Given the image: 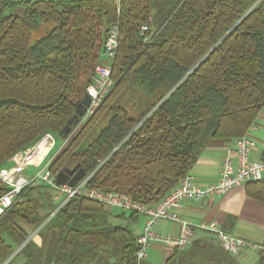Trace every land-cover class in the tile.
<instances>
[{
	"label": "trees",
	"instance_id": "16d2710c",
	"mask_svg": "<svg viewBox=\"0 0 264 264\" xmlns=\"http://www.w3.org/2000/svg\"><path fill=\"white\" fill-rule=\"evenodd\" d=\"M114 24L112 91L65 134ZM131 85L142 93L131 98L138 114L122 101ZM105 109L107 126L86 143ZM263 112L264 0H0V167L45 134L63 142L71 135L51 161L55 178H87L90 187L155 205L206 148L250 133ZM7 190L0 182V196ZM54 190L26 187L0 219V264L37 229L7 264H138V213L114 216L74 196L48 219L60 203ZM246 192L264 202V180L246 183ZM166 264L240 263L214 238L174 248Z\"/></svg>",
	"mask_w": 264,
	"mask_h": 264
},
{
	"label": "built area",
	"instance_id": "2783aa9c",
	"mask_svg": "<svg viewBox=\"0 0 264 264\" xmlns=\"http://www.w3.org/2000/svg\"><path fill=\"white\" fill-rule=\"evenodd\" d=\"M141 29L142 31L146 30V27ZM118 40L119 26L114 24L111 26L105 42L104 61L96 65L93 80L86 88L91 97V102L74 133L95 114L112 91L114 85L112 69L118 49ZM255 130H257V125H252L250 133L233 140L232 147L228 150L220 165L217 181L201 186L197 184L195 177L189 173L155 205L136 202L127 194L90 187L87 185V178L73 186L69 184L58 185L55 175L50 170L51 161L41 169L34 170V167H39L43 163L45 156L55 143L54 135L45 134L37 143L24 151L16 153L5 165L0 167V182L8 188L0 196V219L12 207L26 187L43 183L55 188L58 192L56 199L60 202L58 207L50 213L48 219L53 217L74 196L91 199L108 207L119 208L125 212H136L145 216L142 232L137 236L139 250L136 253V258L138 264L148 258V250L153 242L161 243L173 249L188 247L193 243L196 229L214 234L223 248L233 256H238L246 248L258 249L259 245L225 231L215 221H202L193 224L191 221L184 220L179 214V209L181 203L185 200L201 201L209 197L221 196L236 186L251 181L264 180V159L254 157L257 141L251 135V132ZM67 142L68 140L64 141L63 144L65 145ZM160 219L179 223V231L177 233L156 231L155 227Z\"/></svg>",
	"mask_w": 264,
	"mask_h": 264
},
{
	"label": "crops",
	"instance_id": "0c3cea01",
	"mask_svg": "<svg viewBox=\"0 0 264 264\" xmlns=\"http://www.w3.org/2000/svg\"><path fill=\"white\" fill-rule=\"evenodd\" d=\"M232 144L233 140L216 143L202 152L190 171L197 184L205 186L218 180L220 165ZM263 147L264 143L259 145L257 142L254 149L255 158H263ZM179 214L182 219L191 221L193 224L215 221L225 231L257 243L258 249L248 247L236 256L240 264H253L264 256V202L248 196L246 184L236 186L221 196L209 197L201 201L185 200L181 203ZM145 219V216L139 214L136 223L132 225L137 236L142 232ZM179 228V223L165 219H160L155 227L156 231L162 233H177ZM214 238H216L214 234L196 229L193 242L211 241ZM148 251L146 264H154L152 261H158L161 256L166 264L173 248L153 242ZM22 262L21 259L20 264Z\"/></svg>",
	"mask_w": 264,
	"mask_h": 264
},
{
	"label": "rangeland",
	"instance_id": "374dc122",
	"mask_svg": "<svg viewBox=\"0 0 264 264\" xmlns=\"http://www.w3.org/2000/svg\"><path fill=\"white\" fill-rule=\"evenodd\" d=\"M23 10H24L23 7H18L15 12L17 14H21L23 12ZM47 26L50 27L51 25L49 24ZM45 32H46V27L45 26H42L39 30L33 31L32 42H35ZM140 90L141 89H139V87H137L135 85H131V87L126 91L125 95L122 97V101H123L124 105H126L127 107H129L136 114L139 113L140 109H139V107L137 105H134V103L131 101V98H133V95H135V96L138 95L137 97H140V95H142V93L140 92ZM261 115H264V112ZM110 117H111V113L107 109L99 112V114H97L95 116V118H94L95 120L91 123V125L89 126V129H88V133L89 134L88 135L86 134V137H85V142L86 143L88 141H90L92 138H94L105 126H107ZM257 126H258L259 130L258 131H255V132L254 131L251 132V135L256 139V141L259 143V145H262L264 143V118H261L260 117V120H259ZM77 128H78V126H76L75 130H77ZM74 131L71 133V135L74 133ZM71 135H70L69 138L72 137ZM62 145H64L63 144V140L61 138L56 137L55 143L53 144V146H52L51 150L49 151V153L47 154V156H45V159L43 160V163L39 167H34V170H39L46 163H48L51 160V158L57 152H59V150L61 149ZM53 195H54L53 196L54 199L56 201H58L56 199V196L58 195V192L56 190L53 191ZM107 208L112 212V214L114 216H118V215H120L122 213H125L126 214V217H129V215H130V212H125V211H123V210H121L119 208H115V207L114 208L107 207ZM115 222H121V220L119 218H116L115 219ZM36 231H34L33 233L35 234ZM33 233L30 234L31 238L34 236ZM34 240H36L37 242H39L38 237H35ZM17 249L18 248H16L15 251ZM21 259H22V257H16V259L11 264H20ZM255 262L256 263H253V264H257L258 261H255ZM152 263H154V264H165V259L162 258V256H161L158 261H152Z\"/></svg>",
	"mask_w": 264,
	"mask_h": 264
},
{
	"label": "water",
	"instance_id": "95a60500",
	"mask_svg": "<svg viewBox=\"0 0 264 264\" xmlns=\"http://www.w3.org/2000/svg\"><path fill=\"white\" fill-rule=\"evenodd\" d=\"M91 102V97L88 93H86V96H85V99L83 100V102L81 103L80 105V110H79V113H77L76 115H74L69 121L68 123L66 124V126L64 127L63 131L65 132V134H69L71 132V126L74 125V124H79L80 122V117H79V114L80 115H83L85 113V110L87 108V106L90 104ZM79 176H76L74 177L73 179H68V178H65L63 175H58L57 178H56V183L58 185H61V184H69L71 186L75 185V183L79 180ZM34 234V233H33ZM32 234V235H33ZM31 238V236H29L26 241L20 246L18 247V249L3 263V264H7L8 261L14 256V254Z\"/></svg>",
	"mask_w": 264,
	"mask_h": 264
}]
</instances>
